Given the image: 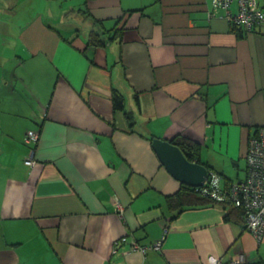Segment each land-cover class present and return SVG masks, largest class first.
<instances>
[{
	"label": "crops",
	"instance_id": "0c3cea01",
	"mask_svg": "<svg viewBox=\"0 0 264 264\" xmlns=\"http://www.w3.org/2000/svg\"><path fill=\"white\" fill-rule=\"evenodd\" d=\"M141 8L122 42L85 48L91 19L110 28ZM231 27L211 0H0V264L264 257V241L225 222L221 207L170 220L164 196L181 182L151 145V137L185 135L223 175L245 159L248 139L264 126V26L241 36ZM113 90L133 115L132 133L112 108ZM27 130L38 131L35 147L23 141ZM165 228L160 251H130L133 240H161Z\"/></svg>",
	"mask_w": 264,
	"mask_h": 264
},
{
	"label": "trees",
	"instance_id": "16d2710c",
	"mask_svg": "<svg viewBox=\"0 0 264 264\" xmlns=\"http://www.w3.org/2000/svg\"><path fill=\"white\" fill-rule=\"evenodd\" d=\"M85 7L79 9L80 14L83 15L84 18H91ZM135 13L138 16V18H136L138 21L139 18L144 15V8L137 10H128L125 13L127 15L125 16L123 15L115 19L113 26L110 28L106 27L103 21H97L95 19H91L93 23V29H91L89 32L85 48L87 47L100 48V47H104L107 43L110 42H115V41L122 42L124 31L130 28L135 29L137 27V26L134 27L129 26V21L132 15ZM230 30L236 31V33L239 36H241L244 32L240 27L235 25H232ZM57 32L60 34L58 30ZM77 36L78 34L75 35V37ZM66 41L68 43H71L72 39ZM111 102L114 111L123 112L130 127L129 132L132 133L135 125V121L131 113L124 111L123 97L118 91L116 90L112 91ZM153 138L154 137H151V141ZM167 140L171 144L177 146L187 160L191 162L203 164L205 167L211 170L210 166L207 163H202V161L200 160L199 158L200 145L197 142L191 140L189 137L185 135H180V134L175 135L171 139H167ZM221 205H222L221 208L224 209V211H226L224 215L225 222H230L237 225L244 224V213L239 207H235L228 198H225V201L222 202ZM164 206H165L166 214L170 217V220H172L177 216H179L186 209L205 207V206H216V204L208 197L201 195L199 189L181 184L180 188L174 194L164 196ZM247 264H264V259H259V261L257 262H253V263L250 262Z\"/></svg>",
	"mask_w": 264,
	"mask_h": 264
},
{
	"label": "bare ground",
	"instance_id": "6f19581e",
	"mask_svg": "<svg viewBox=\"0 0 264 264\" xmlns=\"http://www.w3.org/2000/svg\"><path fill=\"white\" fill-rule=\"evenodd\" d=\"M259 6L264 7V1L263 0L259 1ZM236 8H237V4H236ZM228 21L231 22L232 25L238 26L243 31H247V32H252V31L258 30L264 26L263 24L262 25H255L253 29L247 30L243 26L235 24L234 22H232L229 19H228ZM29 132H34L37 134L36 141L27 142L25 140V137L27 136V134ZM38 139H39V134H38V131H35V130H27L24 134V137H23V141L25 144H28V145H31L34 147L36 146ZM248 144H249L251 150L255 154H259V156L261 158L264 157V126L257 127L256 132L253 134V136H251L248 139ZM33 151L34 150H31L29 155H27V157L24 159V164L27 165L29 168H31L33 165H28L25 163V161L28 160L29 158H31L33 160V162L35 161L34 156H33ZM247 153H248V150H247L246 155H245L246 174H245V177L243 179L240 178L236 181V180H233V179H231V178H229V177H227V176L223 175L222 173H219L215 170H212V169L209 170L206 167L207 179L205 180V182L201 186H197V187L191 186V187L199 189L201 195L208 197L210 200H212L216 204L217 207H222L221 203L225 201V198H228L235 207H239L242 210V212L244 213V224L239 225V226L243 227L244 230H246L248 233H250L254 237L257 245H260L264 241V223H262L261 225L255 227V228L250 227V223H249L250 219L248 218V216L250 213L255 212L257 209L252 208L250 206V204H251L250 201L245 198V195H244L245 193L242 192L240 189L242 181L245 180V178L247 176V172H248ZM193 163H196V162H193ZM214 178L217 179V186L216 187H214V185H211V182ZM181 184H183V183H181ZM187 186H189V185H187ZM235 187H238L237 191H233ZM115 208H116V210H115L116 212L119 211L121 213V211H124V207L118 202L116 203ZM225 213H226V211H225ZM244 226H245V228H244ZM246 226H247V229H246ZM163 232H164V235L161 238V240L151 242L148 244H140L138 241L133 240V242L131 243L130 251H138L142 255H145V253L148 250L149 251L150 250L160 251L162 242L164 240L165 233L167 232L166 228L164 229ZM126 241H127V238L125 236L117 239L113 243V252L114 253L118 252V250L120 249L119 245L121 243H125ZM145 245L146 246L148 245L152 249H148L147 247L145 248L144 247ZM134 246H138L141 249H136V248H134ZM155 247H157V248L159 247V248L156 249ZM242 256L247 261V263H250L249 260L247 259V257L243 253H237L226 261L223 260L222 258H219V257H209L207 264H212V263H214V264H245L241 261ZM260 259H264V257L260 258ZM257 261H259V259H253L251 263L257 262Z\"/></svg>",
	"mask_w": 264,
	"mask_h": 264
},
{
	"label": "built area",
	"instance_id": "2783aa9c",
	"mask_svg": "<svg viewBox=\"0 0 264 264\" xmlns=\"http://www.w3.org/2000/svg\"><path fill=\"white\" fill-rule=\"evenodd\" d=\"M260 0H211V6L214 10L223 9L226 17L235 24L241 25L247 30H251L255 25H264V7L259 6ZM264 1V0H263ZM236 3V12L232 13L230 7ZM37 139V134L29 132L25 137L27 142H34ZM28 165H34L35 161L31 158L25 161ZM248 172L245 180L242 181L240 189L245 194V198L250 201V206L256 208L255 212L249 214L250 227L255 228L264 223V157L255 154L250 146L247 153ZM214 187L217 186V179L214 178L211 182ZM235 187L233 191H237ZM152 249L148 245L144 246ZM136 249H141L134 246ZM158 249L157 247H155ZM241 261L245 259L242 256ZM214 264V263H212Z\"/></svg>",
	"mask_w": 264,
	"mask_h": 264
},
{
	"label": "water",
	"instance_id": "95a60500",
	"mask_svg": "<svg viewBox=\"0 0 264 264\" xmlns=\"http://www.w3.org/2000/svg\"><path fill=\"white\" fill-rule=\"evenodd\" d=\"M151 145L160 162L178 181L189 186H201L207 179L203 164L188 161L179 148L167 139L153 138Z\"/></svg>",
	"mask_w": 264,
	"mask_h": 264
},
{
	"label": "rangeland",
	"instance_id": "374dc122",
	"mask_svg": "<svg viewBox=\"0 0 264 264\" xmlns=\"http://www.w3.org/2000/svg\"><path fill=\"white\" fill-rule=\"evenodd\" d=\"M80 19H81V17H80V15H78L77 18L72 19V22L79 24L81 21ZM235 154L237 155V153H235ZM209 155H210L211 160H213V161H215L217 158H219V155L216 154L215 152L214 153L209 152ZM222 159H227V158L224 157ZM237 162H238V168L232 162L231 163L229 162V165L226 166L228 171L227 170L224 171L225 176L230 177L231 179L236 180V181L238 179L244 177L245 173H246L245 172L246 160L242 157V158H238ZM246 229H247V226H246ZM263 249H264V246H263ZM263 254H264V251H263ZM244 263L247 264V261L245 260Z\"/></svg>",
	"mask_w": 264,
	"mask_h": 264
}]
</instances>
